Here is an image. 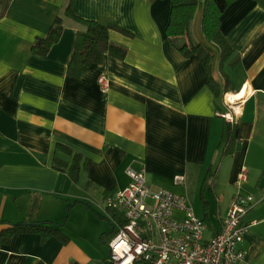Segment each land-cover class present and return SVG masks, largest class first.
Returning <instances> with one entry per match:
<instances>
[{"label": "crops", "instance_id": "crops-1", "mask_svg": "<svg viewBox=\"0 0 264 264\" xmlns=\"http://www.w3.org/2000/svg\"><path fill=\"white\" fill-rule=\"evenodd\" d=\"M196 2L191 36L213 56L218 98L199 58L171 45L169 0H0V231L47 222L68 238L42 243L37 234L15 235L0 248V264H108L107 235L116 229L103 201L128 185V168L144 169L152 191L193 193L200 215L189 203L206 223L207 240L219 233L236 194L254 197L242 248L246 263L264 264V9L253 0L225 9L220 30L233 54L221 68L218 47L201 32L205 0ZM69 3L76 17L128 33L108 32L126 50L123 60L105 55L80 78L67 74L76 34L85 31L65 16ZM56 18L59 41L44 56L33 53ZM100 77L107 79L105 92ZM228 95H241L238 111L232 106L240 148L222 156ZM55 158L66 163L63 172L53 168ZM176 176L184 185L173 186Z\"/></svg>", "mask_w": 264, "mask_h": 264}, {"label": "built area", "instance_id": "built-area-1", "mask_svg": "<svg viewBox=\"0 0 264 264\" xmlns=\"http://www.w3.org/2000/svg\"><path fill=\"white\" fill-rule=\"evenodd\" d=\"M103 92L107 79L98 80ZM222 114L234 123L236 112ZM128 185L107 196L103 207L115 227L108 243V264H248L242 248L249 226L244 222L256 201L252 196L236 194L221 222L219 233L205 239L206 223L193 213L182 194L170 190L152 191L146 183L145 170L128 168ZM240 173L236 185L244 181ZM183 176L172 180L184 185ZM264 197V194H263Z\"/></svg>", "mask_w": 264, "mask_h": 264}, {"label": "trees", "instance_id": "trees-1", "mask_svg": "<svg viewBox=\"0 0 264 264\" xmlns=\"http://www.w3.org/2000/svg\"><path fill=\"white\" fill-rule=\"evenodd\" d=\"M156 1V0H151ZM171 3L169 22L166 27V35L171 45L184 57L195 55L199 58L203 69L208 77V86L218 98L221 95L219 85L211 76L213 62L212 54L205 47L194 41L191 36V22L193 20L197 2L196 0H169ZM235 0H205L203 4L201 32L209 43L214 44L219 49V65L233 54V49L227 42L220 30V18L225 9ZM264 9V0H253ZM65 16L75 20L85 27L84 32H77L73 51L67 64V74L73 78H80L83 72L91 65L101 64L105 55L115 59L123 60L126 50L115 45L109 40L108 32L115 30L128 34L127 32L111 24H100L95 21L82 20L76 17L71 10V3L65 10ZM63 27L61 18H56L49 29L45 39L36 40L31 51L37 55H46L51 47L59 41ZM226 93V88L223 89ZM224 93V94H225ZM240 148L238 141V125L223 121L219 150L222 156H231ZM57 152L68 153L62 146L56 147ZM53 168L63 172L67 165L57 158L54 159ZM73 180L77 179L79 166L75 156L72 165L68 168ZM37 234L43 243L51 237L59 239L62 243L67 242L68 238L60 231V228L47 222L23 221L11 224L0 231V248L8 246L15 235ZM115 231L112 230L107 236L112 238ZM104 236L103 238L107 237Z\"/></svg>", "mask_w": 264, "mask_h": 264}, {"label": "rangeland", "instance_id": "rangeland-1", "mask_svg": "<svg viewBox=\"0 0 264 264\" xmlns=\"http://www.w3.org/2000/svg\"><path fill=\"white\" fill-rule=\"evenodd\" d=\"M233 107H236V106H233ZM236 111H238V108L236 109ZM184 194H185L184 196H186V198L188 199V201L193 204V207L196 210L197 214L200 215L201 205L199 204V201L196 198V196L193 193H190V192H187V193H184ZM78 211H80V210H78ZM77 214L80 215V212H78ZM73 217L74 216H71V219H69L70 220V223L69 224H72L74 226L75 225L74 223H78V220L73 219ZM108 260H109V251L106 248L105 261L107 262Z\"/></svg>", "mask_w": 264, "mask_h": 264}, {"label": "bare ground", "instance_id": "bare-ground-1", "mask_svg": "<svg viewBox=\"0 0 264 264\" xmlns=\"http://www.w3.org/2000/svg\"><path fill=\"white\" fill-rule=\"evenodd\" d=\"M241 95H243V94H241ZM241 95H236V96H234V95H228V96H226V100H227V102L229 103V104H231L232 106H236L237 107V101H239V98L241 97ZM231 98V99H230ZM241 100V99H240ZM235 107V108H236ZM237 109V108H236Z\"/></svg>", "mask_w": 264, "mask_h": 264}, {"label": "snow or ice", "instance_id": "snow-or-ice-1", "mask_svg": "<svg viewBox=\"0 0 264 264\" xmlns=\"http://www.w3.org/2000/svg\"><path fill=\"white\" fill-rule=\"evenodd\" d=\"M231 99V98H230Z\"/></svg>", "mask_w": 264, "mask_h": 264}]
</instances>
